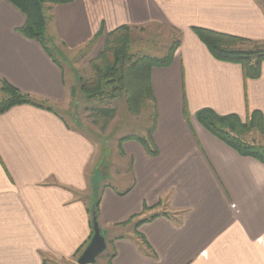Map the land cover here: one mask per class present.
<instances>
[{"label": "crops", "instance_id": "obj_1", "mask_svg": "<svg viewBox=\"0 0 264 264\" xmlns=\"http://www.w3.org/2000/svg\"><path fill=\"white\" fill-rule=\"evenodd\" d=\"M52 13L51 34L69 52L101 31L102 46L121 26H158L181 38L173 63L151 76L158 155L126 141L121 157L131 161L133 183L116 186L123 169L113 179L106 171L98 221L107 248L113 236L111 264H264V163L241 156L195 118L206 108L264 118V62L260 77L246 80L241 65L215 59L192 30L264 42L263 2L77 0ZM25 22L0 0V101L5 81L54 108L69 99L65 76L20 33ZM95 154L55 109L20 105L0 114V264L73 263L83 253L93 236Z\"/></svg>", "mask_w": 264, "mask_h": 264}, {"label": "trees", "instance_id": "obj_2", "mask_svg": "<svg viewBox=\"0 0 264 264\" xmlns=\"http://www.w3.org/2000/svg\"><path fill=\"white\" fill-rule=\"evenodd\" d=\"M11 3L26 18L25 25L20 29V33L27 39L37 42L63 72L65 69L60 62L58 54L60 50L54 44L55 36L51 34V24L54 20L53 9L56 6L67 5L77 0H5ZM135 30L129 26H121L114 29L106 36L105 44L99 56L91 62L92 79L85 80L80 77V93L83 98L97 103L92 108V112L103 118L106 122L115 118L116 109L111 108V103L120 96L125 97L128 112L133 117L142 114L147 102L152 103L153 113L152 126L148 128L146 137L126 136L118 143L119 153L122 152V145L126 141H135L143 146L149 157L158 155L157 147L152 140L158 113L157 105L152 85V71L155 68H167L173 63L175 51L180 46V40H175L171 44L167 55L164 57H154L148 55L131 54L132 32ZM203 44L208 48L212 56L223 62L239 64L244 71L245 79H258L261 72V64L264 62V42H255L245 38L228 34H221L205 28H192ZM103 32L97 36L86 47L94 45ZM62 46L65 44L60 42ZM244 46H252L245 50ZM85 47V48H86ZM75 90H72V92ZM2 99L0 101V114L6 113L10 109L20 105H33L45 110L54 111L47 101H38L32 96L25 94L13 87L11 84L2 81ZM185 104L184 113L189 120V113ZM197 122L203 126L213 137L218 138L231 149L244 157H252L264 163V147L245 142L243 137L255 131L264 136L263 114L255 111L245 121L238 115H219L212 109H202L196 112ZM107 172L96 168L93 176V197L92 211L95 210L98 216L100 192L104 184ZM98 189V197L95 200L94 193ZM152 217L151 219L155 218ZM141 221L139 224L146 222ZM114 255L111 256V264Z\"/></svg>", "mask_w": 264, "mask_h": 264}, {"label": "rangeland", "instance_id": "obj_3", "mask_svg": "<svg viewBox=\"0 0 264 264\" xmlns=\"http://www.w3.org/2000/svg\"><path fill=\"white\" fill-rule=\"evenodd\" d=\"M260 1L264 4V0ZM176 39L180 40L181 38L178 37L177 33L167 28L153 26L143 30L135 29L132 32L131 54L138 56L149 54V56L164 57L168 54L167 51ZM54 42L61 52L58 57L65 69L69 95V99L65 103L54 106V109L66 119L71 127L84 133L95 145L96 154L91 168L96 166L98 169L110 171L111 179L116 176L118 168L123 169L124 179L113 182L121 188L130 186L133 183L131 161L121 157L118 140L126 136H147L148 128L153 124L151 114L154 110L152 103L147 102L142 114L139 117H133L128 112L124 95L120 96L110 106L116 109L115 118L106 122L92 112V108L96 107L97 103L83 98L79 91L80 82L78 81L80 77L85 78V80L92 79L91 62L99 56L105 43L102 46H97L96 42L91 47H86L77 52H69L57 39ZM251 47L244 46V49L249 50ZM72 90L75 91L72 92ZM243 139L250 144L254 143L257 146L264 147V136L255 131L249 133ZM112 237V235L108 237L109 247L98 257L96 264H109L112 256L110 244ZM78 258L73 263L59 264H77Z\"/></svg>", "mask_w": 264, "mask_h": 264}, {"label": "water", "instance_id": "obj_4", "mask_svg": "<svg viewBox=\"0 0 264 264\" xmlns=\"http://www.w3.org/2000/svg\"><path fill=\"white\" fill-rule=\"evenodd\" d=\"M95 200L98 197V189L94 193ZM93 236L77 260V264H96L97 259L107 250L106 233L100 227L95 210L92 211Z\"/></svg>", "mask_w": 264, "mask_h": 264}]
</instances>
